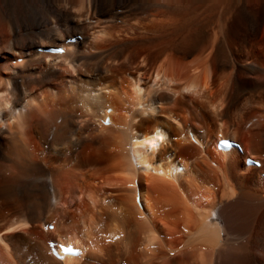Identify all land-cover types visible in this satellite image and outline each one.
I'll use <instances>...</instances> for the list:
<instances>
[{
  "label": "bare ground",
  "instance_id": "6f19581e",
  "mask_svg": "<svg viewBox=\"0 0 264 264\" xmlns=\"http://www.w3.org/2000/svg\"><path fill=\"white\" fill-rule=\"evenodd\" d=\"M262 175L264 0H0V264H264Z\"/></svg>",
  "mask_w": 264,
  "mask_h": 264
}]
</instances>
